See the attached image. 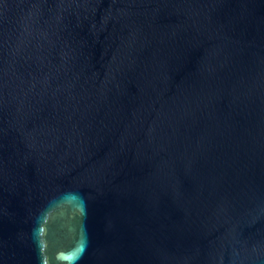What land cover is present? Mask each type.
<instances>
[{
  "label": "water",
  "instance_id": "obj_1",
  "mask_svg": "<svg viewBox=\"0 0 264 264\" xmlns=\"http://www.w3.org/2000/svg\"><path fill=\"white\" fill-rule=\"evenodd\" d=\"M0 264H264V0H0Z\"/></svg>",
  "mask_w": 264,
  "mask_h": 264
}]
</instances>
